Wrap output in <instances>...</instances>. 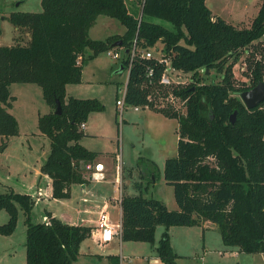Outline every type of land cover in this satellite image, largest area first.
I'll use <instances>...</instances> for the list:
<instances>
[{
  "label": "trees",
  "instance_id": "16d2710c",
  "mask_svg": "<svg viewBox=\"0 0 264 264\" xmlns=\"http://www.w3.org/2000/svg\"><path fill=\"white\" fill-rule=\"evenodd\" d=\"M141 4V18L128 12L124 0H41L40 12L11 13L12 24L27 28L31 37L26 45L0 46V135L18 134V122L8 110L13 100L10 85H39L43 99L52 107L37 118L40 134L50 140L40 172L51 179L52 197L66 198L70 185L85 182L86 165L96 157V152L79 143L83 136L79 125L104 106L96 98L67 96L65 86L81 82L87 60L110 49L121 51L120 67L126 70L129 53L125 50L135 40L125 103L148 105L177 120V154L165 159L163 178L173 187L178 208L170 210L162 200L142 194L141 185L135 183L138 194H121V239L153 243L156 225H163L156 252L160 261L176 264L167 229L209 222L225 246L264 254V101L246 108L239 97L240 92L264 81V55L257 57L254 44L264 36V0L250 25L241 28L213 14L205 0H141ZM99 15L118 20L125 32L90 38L89 29ZM149 17L169 22L171 28ZM118 40L122 46L113 47ZM157 42L174 69L192 72L193 82L159 83L164 64L142 56L156 48ZM252 45L243 72L249 82L240 84L233 63L240 50ZM87 50L90 53L85 56ZM148 68L153 70L151 77H147ZM201 68L204 76L215 70L221 78L202 82L196 76ZM168 93L185 99L183 110L170 103L158 108L148 100L149 95L155 100ZM57 101L59 114L55 112ZM33 203L28 194L0 193V209L8 213L0 233L13 231L19 205L26 225L25 264H74L90 227L55 217L32 222ZM108 258L110 264H120L117 255Z\"/></svg>",
  "mask_w": 264,
  "mask_h": 264
},
{
  "label": "rangeland",
  "instance_id": "374dc122",
  "mask_svg": "<svg viewBox=\"0 0 264 264\" xmlns=\"http://www.w3.org/2000/svg\"><path fill=\"white\" fill-rule=\"evenodd\" d=\"M124 1L128 12L141 18V0ZM205 2L213 14L241 28L250 25L257 14L261 0H205ZM41 10V0H0V46L29 43L30 31L12 24L8 19L11 13L40 12ZM148 20L171 28L169 22L158 18L149 17ZM124 32L125 26L118 20L99 15L89 30V37L104 39L109 35ZM254 44L259 51L256 52L257 57L263 56L264 36ZM160 49L161 43L157 42L156 48L153 47L150 51L153 55L159 56L162 54ZM253 49L252 45L248 50H240L238 58L233 63V74L240 84L247 85L249 82L243 72L245 60ZM110 50L115 51V49ZM89 53L90 51L87 50L85 56ZM96 57L94 61L87 60L88 66L84 68V71L88 74L85 75L86 77L94 73L93 80L99 79L100 82L72 83L71 85L74 86L75 93L80 95L78 97L96 98L104 106L102 111L91 113L87 120V122L92 121L97 136L86 137L84 141H89L88 145L91 150L116 151L119 154L117 163L124 167L126 193L138 194L139 190L135 187V183H138L141 185L142 194L148 196L145 191L147 188L148 193L151 192L156 198L162 200L168 209H177L173 187L163 178L165 159L177 154V120L164 118L146 107L133 110V105L126 103L125 110L120 117L116 112L115 101L117 97L123 95L127 72L126 70L119 72V60L107 55L106 51L99 53ZM231 61H233V56L228 59V62ZM168 76L172 80L179 77L177 79L184 81L185 84L195 79H192V72L184 73L176 69H169ZM196 76L200 77L202 82L218 81L221 73L212 70L204 76L203 72L198 70ZM121 88L122 90L119 91ZM9 91L13 100L8 110L18 122V134L0 135V193L31 195L34 203L30 210V219L32 222H41V215L45 209H55L58 215L66 209L64 203L58 200L62 198L47 200L41 193L37 197L36 184L40 176L35 173V170H39L40 163L45 160L50 151L49 138L39 135L37 118L38 115L49 112L52 107L45 102L41 87L36 83H12ZM131 170L134 172L135 182L130 178ZM42 178L46 179V176L42 174ZM43 181L50 184L47 179ZM91 185L96 186L97 184L92 181ZM105 187L112 188L113 186L105 184ZM17 209L13 231L9 234L0 233V264H25V216L19 205ZM7 220V211L0 209V225L6 223ZM159 227L162 229L158 230ZM173 227L175 231L168 234L170 245H173V251L177 255L176 264H264L263 253H246L236 248L226 247L214 225H175ZM164 228L163 225H156L153 243L141 241L146 249L140 247V243L126 242L128 240H124L123 243L117 241L118 243L114 246L115 254L119 256L121 252L123 255H130V264H148L147 254H143L145 257H142L141 253L154 252L152 247L157 246ZM123 264H128L126 259L123 260ZM158 264L168 263L159 261Z\"/></svg>",
  "mask_w": 264,
  "mask_h": 264
},
{
  "label": "crops",
  "instance_id": "0c3cea01",
  "mask_svg": "<svg viewBox=\"0 0 264 264\" xmlns=\"http://www.w3.org/2000/svg\"><path fill=\"white\" fill-rule=\"evenodd\" d=\"M92 27V26H91ZM90 27V28H91ZM90 30V29H89ZM89 34V32H88ZM118 35H121L120 33H115ZM97 57H94L90 59L91 61H94ZM120 63V59H119ZM88 66V62H86L83 67H82V75H81V82L80 83H95V82H100L99 79H94L95 74L93 73L91 76L86 77L85 75H88L85 73L84 68ZM118 71H122L120 68ZM127 77V76H126ZM97 80V81H96ZM72 83L66 84L65 86V92L67 96L71 97H76V98H82L78 97V93H75L74 91V86H71ZM76 87V86H75ZM78 89V88H77ZM88 98V97H85ZM104 109V108H103ZM149 109V108H148ZM150 110V109H149ZM102 111V110H101ZM100 112V111H97ZM93 113V112H92ZM95 113V112H94ZM155 113H159L156 112ZM91 114V113H90ZM89 114V116H90ZM162 115L161 113H159ZM88 116V118H89ZM138 117V116H137ZM164 118H168L162 115ZM88 120V119H87ZM85 121V127L82 129L83 131V136L79 140V143L84 146L86 149L90 151L96 152V157L95 159L90 163V165L94 166L96 163H102L103 164V172L105 175V178L101 181H95V180H90L87 177L89 176L90 170L84 171V178L85 182L80 183V184H72L69 187V194L66 198L58 199L52 197V187H51V179L46 176V179L50 182L44 183L43 180H46L42 178V173L40 172V166L42 162L40 163L39 170H35V173H38L40 176V180L36 184L37 188V197L41 193L44 198L48 199H53V200H61L64 203L65 210L61 211L58 215L57 211L55 209L53 210H48L45 209L44 213L41 215V222H48L51 217H55L60 219L61 221L68 223V224H74V225H86L90 227L91 233L90 236L87 237L82 241L80 244L79 248V254L77 257V260L74 264H110L109 261V256H116L115 251H114V246L117 241L119 243H123L124 241L118 238V236L114 235L111 240L104 244H99L97 242V238L99 236L98 232L94 230V227L96 225V220L98 217L99 212L102 209H105L109 213L110 221L113 224H117L118 222L121 221V205L119 201L114 200L115 198L118 197L119 195V190L117 188L118 183L115 181L117 174H116V151H103V150H91L89 149L90 146L88 145L89 141H84L86 137H93L97 136L95 132V127L93 126L92 121L87 122ZM88 123V124H87ZM39 131V130H38ZM39 135H43L40 134ZM178 138V136H177ZM132 167V166H131ZM119 179H120V184H121V191L125 194L128 195H135L136 193H126V180H125V174H124V167H121L120 173H119ZM134 172L131 170L130 173V178L133 182H135V178L133 176ZM43 180H42V179ZM92 181H95L97 184L96 186H92L91 183ZM105 184H111L113 187L112 188H107L105 187ZM123 185V187H122ZM149 191H146V194L148 196L155 197L151 192L150 194L148 193ZM31 196V195H30ZM42 197V198H43ZM78 200V201H76ZM176 203V202H175ZM73 204L75 206H73ZM177 205V204H176ZM175 208V207H173ZM178 208V207H177ZM207 224H211L209 222H205L202 224V226H207ZM212 225V224H211ZM162 229V228H157ZM165 229V228H164ZM164 230H162L161 234L163 233ZM175 231V228L173 226L169 227L167 229V232L172 234ZM130 243H140L142 248L146 249L145 244L141 241H126ZM130 246H136L135 244H128ZM172 245V244H171ZM227 247V246H226ZM108 248H112L109 249ZM230 248H235V247H230ZM25 249V248H24ZM153 251L152 253H141L142 257H145L143 254H147V262L148 264H158L159 263V258L156 252V247L155 245L152 247ZM172 249L173 245H172ZM237 249V248H236ZM120 258V263L123 264V260L126 259V263L130 264L131 259L130 255H123L120 252V255L118 256ZM129 258V259H128ZM24 263H25V250H24Z\"/></svg>",
  "mask_w": 264,
  "mask_h": 264
},
{
  "label": "built area",
  "instance_id": "2783aa9c",
  "mask_svg": "<svg viewBox=\"0 0 264 264\" xmlns=\"http://www.w3.org/2000/svg\"><path fill=\"white\" fill-rule=\"evenodd\" d=\"M135 51H136V41L134 40L133 44H132V46L128 52L129 53V63H128V66L126 69L127 76H128V72L130 69L131 61H132V59L136 53ZM106 53H107V55H110L113 59L119 60L121 57V53L119 51H116V50L115 51L107 50ZM142 56L147 57V58L154 57V58L158 59V61H160L161 63L164 64V66H165L164 70H163V72L159 78L160 84H162L164 86H169L172 84H181V85L185 84L184 81L177 79L179 77H177L175 80H172L169 78L168 70L169 69L175 70V69L170 65L169 59L163 57V54H161L159 56H155V55H153V53L150 50H146L142 53ZM152 71H153L152 68L147 69V77H151ZM199 71L204 72V69L201 68V69H199ZM126 82H127V79H126L124 86H123V95L121 97H117L116 101H115L116 102V112L120 117L122 116L123 111L125 110ZM121 90H122V88L119 91H121ZM152 98L153 97L151 95L148 96V100L152 101L153 105L158 107V108H165L168 105L167 103H170L171 107H174L175 109H178V108H180L182 110L184 109L183 104L185 102V99L181 100L179 97H175L172 93H168L167 96H165V97L158 95V97L155 100ZM141 107L149 108L148 105H133V110H139ZM79 127L81 129H83L85 127V122H81ZM115 159H116V174H117L115 181L118 183L117 188L119 190V195L114 200L120 202V200H121V184H120V179H119V175H120L119 173L121 170V166L117 163V161L119 160V154L118 153L116 154ZM86 168L88 170H90L89 179L95 180V181H101L105 178L102 163H96V164H94V166H92V165H90V163H88L86 165ZM94 230L96 232H98V234H99V236L97 238V242L99 244H104V243L108 242L109 240L112 239V237L114 235L118 236V238L121 240V221L118 222L117 224H113L110 221L109 213L105 209H102L99 212Z\"/></svg>",
  "mask_w": 264,
  "mask_h": 264
},
{
  "label": "water",
  "instance_id": "95a60500",
  "mask_svg": "<svg viewBox=\"0 0 264 264\" xmlns=\"http://www.w3.org/2000/svg\"><path fill=\"white\" fill-rule=\"evenodd\" d=\"M113 47H121L122 41L118 40L113 42ZM126 53L129 52L128 49L125 50ZM123 70V67H120ZM207 72V70H206ZM239 97L246 108H253L258 105L260 102L264 101V81L259 82L255 86L251 87L250 89L244 90L240 92ZM55 112L59 114L61 112V107L59 102L57 101V107ZM235 120V112L230 116V121L234 122Z\"/></svg>",
  "mask_w": 264,
  "mask_h": 264
}]
</instances>
